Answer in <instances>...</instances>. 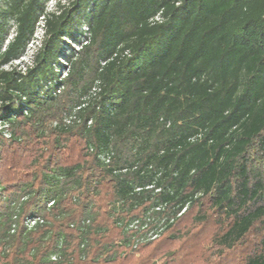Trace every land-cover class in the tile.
Returning <instances> with one entry per match:
<instances>
[{
  "label": "trees",
  "instance_id": "obj_1",
  "mask_svg": "<svg viewBox=\"0 0 264 264\" xmlns=\"http://www.w3.org/2000/svg\"><path fill=\"white\" fill-rule=\"evenodd\" d=\"M48 1L0 0V264H264V0Z\"/></svg>",
  "mask_w": 264,
  "mask_h": 264
},
{
  "label": "built area",
  "instance_id": "obj_2",
  "mask_svg": "<svg viewBox=\"0 0 264 264\" xmlns=\"http://www.w3.org/2000/svg\"><path fill=\"white\" fill-rule=\"evenodd\" d=\"M62 2V3H65L66 0H49L46 4V13H49V12H53V11H57V3L58 2ZM58 12V11H57ZM158 18V17H157ZM11 31L8 35V37L6 38L5 42H4V45L2 47V51H5L7 49V46L8 44L10 43V41L14 38L15 34H16V26L14 24H11ZM45 14H43L41 17H40V26L38 27L37 31L35 32V35L33 37V39H31L26 48H25V51L23 54H21L20 56L14 58V59H11L10 61H8L7 63L3 64L2 65V68L5 69V70H12V69H17L18 71H21V72H24L27 70V68L29 66H32L33 65V62H34V57H35V54L37 53L39 47L42 45V41H43V38H44V32H45ZM76 49L79 48L78 45L75 46ZM23 58H28V61L24 63H22L21 60H23ZM17 61H20L19 65H15V66H11L14 64V62H17ZM60 73L62 74V77H64L66 74H67V71L66 70H61ZM96 88H94L93 90H95ZM71 118V117H70ZM67 121H70V119H65ZM3 125L1 124V121H0V128L2 127ZM9 136V135H7ZM106 161L108 162L109 159L107 158ZM52 204V203H50ZM37 221V218H30L27 220V225L28 226H33ZM140 220L139 219H134L131 224H130V227L132 228H138V226H140ZM146 224H144L143 226H141L142 229H146ZM163 228H160L157 232L152 230L150 232H148L147 236L150 238V239H153L155 237H157L159 235V232L162 230Z\"/></svg>",
  "mask_w": 264,
  "mask_h": 264
},
{
  "label": "rangeland",
  "instance_id": "obj_3",
  "mask_svg": "<svg viewBox=\"0 0 264 264\" xmlns=\"http://www.w3.org/2000/svg\"><path fill=\"white\" fill-rule=\"evenodd\" d=\"M22 61V63H24L25 64V62H27L28 61V58H23V60H21ZM19 63H20V61H17V62H14V64L13 65H11L12 67L13 66H15V65H19ZM17 110H19L20 109V106L18 105L17 107ZM68 119V118H67ZM65 122H69V121H67V120H65Z\"/></svg>",
  "mask_w": 264,
  "mask_h": 264
}]
</instances>
